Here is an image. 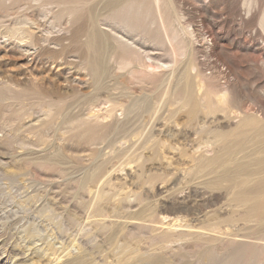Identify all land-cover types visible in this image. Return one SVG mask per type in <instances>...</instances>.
Listing matches in <instances>:
<instances>
[{
    "label": "rangeland",
    "instance_id": "rangeland-1",
    "mask_svg": "<svg viewBox=\"0 0 264 264\" xmlns=\"http://www.w3.org/2000/svg\"><path fill=\"white\" fill-rule=\"evenodd\" d=\"M52 1L26 50L0 0V264H264V0H171L183 54L130 36L153 74L84 42L110 0Z\"/></svg>",
    "mask_w": 264,
    "mask_h": 264
},
{
    "label": "bare ground",
    "instance_id": "bare-ground-1",
    "mask_svg": "<svg viewBox=\"0 0 264 264\" xmlns=\"http://www.w3.org/2000/svg\"><path fill=\"white\" fill-rule=\"evenodd\" d=\"M34 1H35V3L30 2L21 9L22 12H21L20 16L17 17L14 25L11 27L12 35L19 42L18 45L26 48V50L30 49L31 46L27 45V43L24 41L25 36H27L28 32H33V31H35V29L37 27L39 28L42 25V23H41L42 21L38 19V17L40 18V16L38 14L39 13L45 14L44 17H48L50 15L57 13L54 11V3L55 2H53L52 0L51 1H49V0H34ZM171 2H172L171 0H169L166 3H165V1H162V0H150V3H147V2H145V0H126L123 3L118 4V0H114V1L110 0L107 2V7H109L111 9V11L105 17H97L96 19L93 20L92 28H91V34L87 35L84 42L87 45L92 44L95 51H97L98 53L103 51L104 55L110 57L112 60L115 58L116 54L111 52V50L112 49L121 50L122 57L120 58V61L116 65L117 66L116 69H118V70L127 69L128 67H130L132 65L133 62L137 61V62H139L138 67L143 68L148 73L153 74V73H155L154 65L152 63L153 60L150 57H149V59L147 57L148 61L145 60V57L143 55L144 50L142 51L141 47L138 46L139 44L134 39L132 40V38L130 36L132 34H137V35L143 36L142 37L143 39L145 37V38L151 39L153 41H160L162 43L169 45L171 47V49L173 50L175 56H179L180 54H183L185 49H186V42L183 39L182 34L180 32V29L176 24V19L174 16V10L172 8ZM19 8H21V7H19ZM73 8L74 7H72V6L71 7H65L64 6L61 9V11L59 12L58 17L60 16L63 19L65 17V15L67 16L66 13L68 11H71ZM165 14H167L168 16H166ZM8 17H10V16H8ZM11 17H13V16H11ZM41 18H42V16H41ZM70 21H72V16L68 15L67 24L70 23ZM260 24L264 28V12L260 18ZM11 25H12V23H11ZM66 29L70 30L68 27H66ZM51 35H53V34H51ZM4 42H5V40H4ZM18 45H17V47H18ZM141 46H143V45H141ZM113 54H114V56H113ZM125 55L128 58H125ZM149 56H150V53H149ZM110 58H109V60H110ZM169 78H171V77H169ZM49 83L50 82H48V84ZM101 87L104 90L107 89L106 85L101 86ZM224 92L228 96V98L232 99V97H233L237 101H240L244 97L247 98V96H248L244 92L243 86L239 85L238 83L233 84L231 89H227ZM249 96H250V99L261 101V97H259L258 91L256 90L255 87H252V91H251ZM98 98H99V96L96 97V99H98ZM114 100H116V99L114 98ZM233 104H235V103H233ZM86 105H87V103H86ZM233 108H236L237 111L240 110V108L237 105H233ZM113 110L114 111L116 110V106H113L112 109H110L109 111H113ZM260 110H261V108H260ZM92 111H94V110H92ZM243 113H244V111H243ZM94 114H96V113H94ZM113 115H114V113H113ZM260 116H262V113L260 114ZM119 117H121V116H119ZM255 118H258V117L245 116V117H243L242 122L247 123V122L254 120ZM101 120H102V118H101ZM84 121H86V120H84ZM75 128H76V126H75ZM260 134L263 135V137H264V129L260 130ZM254 160H255V162H257L255 164V167L257 169L263 167L264 155L257 157V158H254ZM253 166H254V164H251L250 162L241 163V164L235 166L230 171V173L228 174V177L233 178V177L242 176L243 174H247L248 171L250 170V167H253ZM261 195L264 196V191L262 192ZM251 201H252L251 199L245 200V202H243V204H248ZM177 220L178 219H176V221Z\"/></svg>",
    "mask_w": 264,
    "mask_h": 264
}]
</instances>
